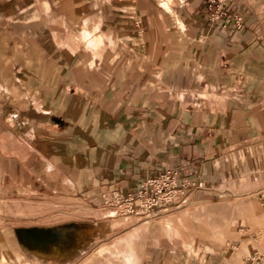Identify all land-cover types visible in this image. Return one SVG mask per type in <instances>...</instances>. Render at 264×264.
<instances>
[{"label":"crops","instance_id":"crops-1","mask_svg":"<svg viewBox=\"0 0 264 264\" xmlns=\"http://www.w3.org/2000/svg\"><path fill=\"white\" fill-rule=\"evenodd\" d=\"M211 4L176 1L184 26H171L154 0H0V246L14 264H66L100 240L97 218L53 224L54 191L99 210L172 169L208 193L221 160L259 141L264 0H227L240 27L212 24ZM145 230L97 254L140 264ZM141 264L235 263L213 248Z\"/></svg>","mask_w":264,"mask_h":264},{"label":"rangeland","instance_id":"rangeland-1","mask_svg":"<svg viewBox=\"0 0 264 264\" xmlns=\"http://www.w3.org/2000/svg\"><path fill=\"white\" fill-rule=\"evenodd\" d=\"M154 1L166 10L169 25L184 26L173 8L178 0ZM258 138L259 141L244 144L221 160L220 187L214 184L207 188L212 192L206 193L198 192L200 187L194 186L186 204L174 208L165 204L155 214L120 212L110 203V195L100 197V209L93 210L87 207L86 199L78 198L80 192L67 195L54 191L51 200L54 225L97 218L95 230L101 237L85 254L70 255L66 264H105L106 255L97 254V249L111 245L140 225L147 228L138 243L140 264L147 254L196 253L213 248L223 249L230 262L252 264L251 257L256 251L264 255V128ZM4 225L7 222L0 221V228ZM161 227L164 231L156 237ZM61 261L54 255L53 264ZM0 264H14L11 252L2 246Z\"/></svg>","mask_w":264,"mask_h":264},{"label":"built area","instance_id":"built-area-1","mask_svg":"<svg viewBox=\"0 0 264 264\" xmlns=\"http://www.w3.org/2000/svg\"><path fill=\"white\" fill-rule=\"evenodd\" d=\"M211 3L209 18L212 24H219L221 26H231L234 24L236 27L242 25L243 20L240 14H230L228 12L226 8L227 0H211ZM178 178L177 171L172 169L147 176L128 194L113 191L110 194V203L117 206L116 208L120 212L136 214H155L165 204H169L168 206H171V208L179 207L190 200L192 187H201L202 183L186 181L178 184ZM251 259L252 264L259 262L264 264V255L257 251Z\"/></svg>","mask_w":264,"mask_h":264}]
</instances>
